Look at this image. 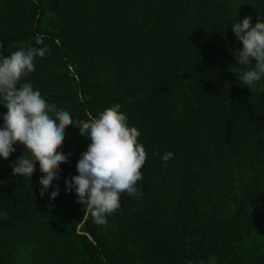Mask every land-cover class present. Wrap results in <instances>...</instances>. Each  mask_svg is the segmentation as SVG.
I'll return each instance as SVG.
<instances>
[{
  "label": "trees",
  "instance_id": "trees-1",
  "mask_svg": "<svg viewBox=\"0 0 264 264\" xmlns=\"http://www.w3.org/2000/svg\"><path fill=\"white\" fill-rule=\"evenodd\" d=\"M245 16L264 20V0H0V54L45 49L21 83L74 124L119 103L147 153L142 195L107 217L113 243L65 191L90 140L66 127L55 199L38 162L13 175L28 155L15 144L0 158V264H264V79L241 84L232 55Z\"/></svg>",
  "mask_w": 264,
  "mask_h": 264
},
{
  "label": "clouds",
  "instance_id": "clouds-1",
  "mask_svg": "<svg viewBox=\"0 0 264 264\" xmlns=\"http://www.w3.org/2000/svg\"><path fill=\"white\" fill-rule=\"evenodd\" d=\"M241 46L232 52L242 67L241 84L251 88L264 79V20L253 24L249 16L231 25ZM41 38H37L39 44ZM44 48L19 47L11 54H0V158L7 159L20 143L28 155L18 156L11 164L13 175L30 180L36 162L42 175L40 193L48 192L50 199L59 194L54 180L60 179L61 163L69 154L58 151L68 125L78 128L87 137V145L76 162L77 174L65 177V191L74 192L78 203L86 205L87 214L97 225H107V217L120 207V196H141L137 182L143 179L140 169L147 153L138 138L140 131L127 123V115L119 103L104 108L97 115L88 114L86 121L74 124L69 111L46 102L39 89L23 77L35 71V60L43 58ZM264 91V88H261ZM173 153L161 159L167 162ZM52 190L49 192V188ZM209 264H216L210 257Z\"/></svg>",
  "mask_w": 264,
  "mask_h": 264
},
{
  "label": "rangeland",
  "instance_id": "rangeland-1",
  "mask_svg": "<svg viewBox=\"0 0 264 264\" xmlns=\"http://www.w3.org/2000/svg\"><path fill=\"white\" fill-rule=\"evenodd\" d=\"M55 23H56V19H54L50 11H45V13L43 14V23H42L43 31L44 32L55 31ZM101 227L104 228L106 231H108V232H105V234L109 236V238L113 241V243H117L116 241L117 237L120 238V236L118 235V232H110L108 230V225L107 226L103 225ZM254 233H257V232H254Z\"/></svg>",
  "mask_w": 264,
  "mask_h": 264
}]
</instances>
